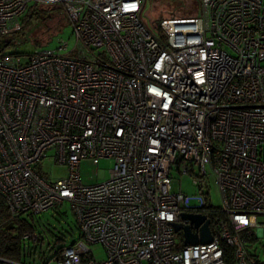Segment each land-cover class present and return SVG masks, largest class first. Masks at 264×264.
Here are the masks:
<instances>
[{"label": "built area", "instance_id": "built-area-1", "mask_svg": "<svg viewBox=\"0 0 264 264\" xmlns=\"http://www.w3.org/2000/svg\"><path fill=\"white\" fill-rule=\"evenodd\" d=\"M34 2L62 6L75 44L67 50L60 40L24 61L0 53V193L9 216L70 204L79 235L53 264H226L222 243L233 264H257L264 0H198L196 15L151 28L145 0H0V44ZM49 156L67 166L66 177L41 171ZM84 159H111L108 178L84 184ZM173 170L191 176L194 193L173 190ZM182 213L204 215L211 241L184 245L173 226L191 225Z\"/></svg>", "mask_w": 264, "mask_h": 264}, {"label": "rangeland", "instance_id": "rangeland-1", "mask_svg": "<svg viewBox=\"0 0 264 264\" xmlns=\"http://www.w3.org/2000/svg\"><path fill=\"white\" fill-rule=\"evenodd\" d=\"M182 1V2H181ZM145 0L142 10V19L148 27H154L159 19L170 17H188L196 11L198 13V2L196 0ZM32 3H29L31 6ZM58 11V12H57ZM154 20V21H151ZM66 24V25H65ZM30 36V44L24 45H9L5 52H15L27 50L31 51L38 49H56L59 41H67L68 49L74 47L75 39L71 34V26L68 24L64 14L59 10L52 12L51 16L43 18L42 23L31 25L27 31ZM52 35V37H51ZM3 37V36H2ZM6 37V36H5ZM49 40V41H48ZM48 41V42H47ZM17 42V41H16ZM47 42V43H46ZM38 43L41 46H33L31 44ZM21 59L26 60V56L22 55ZM48 155H52V151H48ZM111 159H101L97 164L90 159H84L79 166V172L84 184H94L108 178V170L112 167ZM41 171L47 176L50 181H54L61 177H66L68 174L67 166L57 164L52 157H45L40 163ZM173 190L181 189L183 192L194 193L195 187L192 184V178L188 174H179L176 170L171 172ZM211 200L214 204H219L217 188L214 180L211 179L210 189ZM36 224H42V227L37 228V232L41 235L43 241L36 244V250L31 256L26 255L21 259L22 264H40L42 259H49L50 264H53L52 259L60 245L67 244L77 239L79 232L75 224V218L68 202L63 203L57 208V213L54 210H47L34 216ZM47 227L46 231H43ZM43 229V230H42ZM177 241L179 236L176 235ZM34 244L31 243V246ZM91 249L95 258L104 259L105 250L102 245L95 243L91 244ZM254 248L261 260H264V237H258ZM3 264H19L4 260Z\"/></svg>", "mask_w": 264, "mask_h": 264}, {"label": "trees", "instance_id": "trees-1", "mask_svg": "<svg viewBox=\"0 0 264 264\" xmlns=\"http://www.w3.org/2000/svg\"><path fill=\"white\" fill-rule=\"evenodd\" d=\"M196 1L198 2V0ZM55 10H59L61 13L64 14V17L68 25L69 22H68L67 16L61 5L43 4V3L34 2L32 3L31 6H28L26 11L21 16L20 29L16 32L3 35V37L1 38L0 53L1 54L2 53L12 54V55L20 56V57L24 55L27 58V56L33 51L39 50L38 48H35L31 51L22 50V51H15V52H5L6 51L5 48L9 45H19V46L21 45L22 46L25 43L30 44L29 42L30 36L27 33L28 29L31 27V25H35L36 23L40 25L43 21V18H47L48 16H51L52 12ZM196 14H197V11L194 14L187 15V16H194ZM151 21H154V20L151 19ZM155 24L158 25V22H156ZM31 45L41 46V45H38V43H33ZM59 206L54 207L52 210H54L57 213V208ZM34 216L36 215L31 214V213H26V214H22L20 216L11 218L9 216L6 198L4 195L0 193V264H3L4 260L13 261V262L22 264L21 259L25 257L26 255L31 256L32 253L36 250V244H40L43 241L41 235L37 232V228L42 227V224L41 223L39 225L36 224ZM75 224L78 230V225L76 223V220H75ZM46 230H47V227H45L43 231H46ZM26 234H28V238L24 237V235ZM31 243H33L34 245L31 246ZM63 245L64 243L58 247L55 253V256L58 255L59 249ZM180 246L181 244H178L176 248H179ZM222 246L224 249L225 263L233 264L232 248L229 247L225 243H222ZM253 251H254V254H257L255 248H253ZM1 259H4V260H1ZM50 261L49 259H42L40 264H50ZM257 264H264V260L260 259L257 262Z\"/></svg>", "mask_w": 264, "mask_h": 264}, {"label": "water", "instance_id": "water-1", "mask_svg": "<svg viewBox=\"0 0 264 264\" xmlns=\"http://www.w3.org/2000/svg\"><path fill=\"white\" fill-rule=\"evenodd\" d=\"M183 218H188L191 225L198 230V233L192 231L191 225H182L181 223H173L174 230L183 232L184 245L208 243L211 241L212 236L209 229V221L201 214H187L182 213Z\"/></svg>", "mask_w": 264, "mask_h": 264}]
</instances>
